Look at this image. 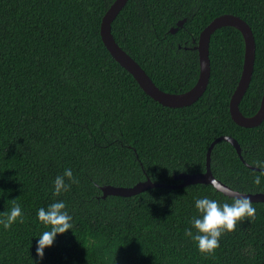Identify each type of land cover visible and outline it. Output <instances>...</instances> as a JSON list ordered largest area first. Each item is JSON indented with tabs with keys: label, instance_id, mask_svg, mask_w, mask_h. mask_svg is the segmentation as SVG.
<instances>
[{
	"label": "trees",
	"instance_id": "obj_1",
	"mask_svg": "<svg viewBox=\"0 0 264 264\" xmlns=\"http://www.w3.org/2000/svg\"><path fill=\"white\" fill-rule=\"evenodd\" d=\"M113 1L0 0V218L13 202L24 214V223L0 225V264H264V201L252 202L255 218L238 222L206 255L185 230L196 233V198L233 203L212 185L101 197L105 184H177L179 173L205 171L207 149L221 135L236 139L242 157L217 142L212 174L232 189L264 192V176L253 182L264 164V120L243 127L229 112L244 58L241 32L212 33L206 90L191 105L168 107L103 44L100 22ZM224 13L244 19L255 38L252 78L239 103L251 116L264 85V0H128L111 32L159 88L179 93L197 80L200 31ZM69 168L79 182L65 178L70 190L54 195L55 178ZM57 201L73 228L57 234L41 259L37 242L50 226L37 211Z\"/></svg>",
	"mask_w": 264,
	"mask_h": 264
},
{
	"label": "water",
	"instance_id": "obj_2",
	"mask_svg": "<svg viewBox=\"0 0 264 264\" xmlns=\"http://www.w3.org/2000/svg\"><path fill=\"white\" fill-rule=\"evenodd\" d=\"M127 1L128 0H114L110 4L101 18L100 36L103 44L105 45L112 58L133 76V78L137 81L139 86L147 95H149L158 103L168 107L188 106L198 100L206 90L210 78V37L216 29L223 26H232L237 28L243 36L244 58L239 80L229 100L230 116L236 124L243 127H255L264 120V85L259 108L253 115L245 116L239 109V103L244 96L252 78L256 50L255 38L252 29L244 19L231 13L220 14L214 17L200 31L197 44L194 46V48L198 52L199 60V74L197 80L194 85L188 90L179 93H172L166 92L159 88L151 79V77L146 73V71L139 65V63L121 46H119V44L113 37V34L111 32V24L118 13L121 11V9L125 6ZM184 22L185 18L179 20L177 22V25L170 28L169 31L171 33H175L179 27L183 26ZM221 140H225L231 143L235 147L239 156L242 157L241 147L236 139L229 135H221L216 137L207 149L205 171L199 173H179L176 178L180 179L181 182L177 184L153 182L149 178H146L143 181H139L129 187L105 184L100 186V189L102 191L101 197L105 198L108 195L131 196L152 187L176 188L195 183L212 185L211 181L214 179L221 186V189H223V191L216 189L213 185L212 186L217 191L222 192L226 196L234 197L242 195L250 198L252 202L264 201V192L247 193L232 189L230 186L226 185L212 174L210 168V154L214 145ZM253 168L257 169L255 167Z\"/></svg>",
	"mask_w": 264,
	"mask_h": 264
},
{
	"label": "clouds",
	"instance_id": "obj_3",
	"mask_svg": "<svg viewBox=\"0 0 264 264\" xmlns=\"http://www.w3.org/2000/svg\"><path fill=\"white\" fill-rule=\"evenodd\" d=\"M261 169L260 174L254 177V183L259 185L261 177L264 176V164L258 165ZM67 178L71 183L79 181L73 177L72 170L65 169L63 175H58L54 180V195H60L61 192L70 190L71 184L65 182ZM211 184L221 191V186L216 180H212ZM233 203L219 204L218 201L208 197L196 198L195 207L200 213L199 218L193 217L192 227L196 229L194 234L190 229L185 230V235L191 237L198 245L201 254L212 255L220 246V237L225 232H233L236 230L238 222L244 221L245 218H255L256 209L250 198L246 196L232 197ZM15 201V200H13ZM38 220L45 226H50V230L44 231L38 239L36 254L43 259L44 250L51 247L57 234H64L73 228L71 223L72 216L66 211V204L63 201H57L50 204L46 209L40 208L37 211ZM24 223V214L21 206L13 202L10 211L3 213L0 218V225L5 230L12 227L14 223Z\"/></svg>",
	"mask_w": 264,
	"mask_h": 264
}]
</instances>
